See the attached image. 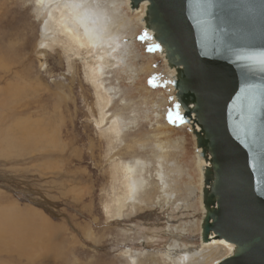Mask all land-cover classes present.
I'll return each mask as SVG.
<instances>
[{"label": "rangeland", "instance_id": "obj_1", "mask_svg": "<svg viewBox=\"0 0 264 264\" xmlns=\"http://www.w3.org/2000/svg\"><path fill=\"white\" fill-rule=\"evenodd\" d=\"M37 2L0 0V264H174L176 253L203 243L202 162L190 121L177 122L171 72L140 24L142 14L129 9V0L116 5L133 21L121 29L117 65L105 67L100 87L89 67L94 53L77 52L58 27L43 32L48 15L39 16ZM124 63L139 71L125 73ZM103 94L111 102L101 111ZM112 116L125 126L118 138ZM159 127H168L165 136ZM154 133L170 151L168 161L179 152L185 172L177 201L189 193L183 187L189 175L198 189L194 205L170 220L166 209L175 205L156 191L149 204L127 205L117 217L120 167L151 162L143 175L150 184L155 179ZM208 250L206 264L228 255L217 242ZM187 254L178 260L187 263Z\"/></svg>", "mask_w": 264, "mask_h": 264}, {"label": "water", "instance_id": "obj_2", "mask_svg": "<svg viewBox=\"0 0 264 264\" xmlns=\"http://www.w3.org/2000/svg\"><path fill=\"white\" fill-rule=\"evenodd\" d=\"M144 1L140 24L175 68L182 122L194 113L210 166L200 168L201 240L233 245L217 264H264V0H129V9Z\"/></svg>", "mask_w": 264, "mask_h": 264}, {"label": "bare ground", "instance_id": "obj_3", "mask_svg": "<svg viewBox=\"0 0 264 264\" xmlns=\"http://www.w3.org/2000/svg\"><path fill=\"white\" fill-rule=\"evenodd\" d=\"M37 1H38L37 11L39 16L42 14L43 11H46V14L48 15V21L44 22L42 28L43 32L48 31L50 28L58 27V33L65 36L74 45V48L76 49L77 52L80 50H85L87 55L91 54L92 52L94 53L93 58H91V63L89 64V67L91 70L92 77L96 79L98 86L101 87L103 84H101L100 82L101 78L99 77L105 74L104 73L105 67L108 64H113V62L115 63L114 65H117L116 64L117 60H115L116 56H114V52L116 51V48L118 46L117 39H120L123 36V34L121 33L122 32L121 29L128 26L130 21H133L132 19L130 20L129 18L123 16L121 14V11H118L116 5L121 3L122 0H37ZM147 5H148L147 1L142 2L138 7V9L136 10L137 13H139V15L140 14L143 15L146 9L145 6ZM146 33L149 35V37H151V39L154 41V44L156 45L157 42H155V40L152 38L153 32L146 31ZM157 46L159 45L157 44L156 47ZM157 48L159 49V53L161 50L160 56H162L161 58H163L167 70L171 72V81H172V77L176 74L175 68L169 69L167 67L163 50L161 49L160 46ZM128 55L131 56V53H128ZM131 63L132 61H130V64ZM124 64L123 66H125L126 69L125 73L129 75L133 76L139 71L137 70V68L133 67L130 64L127 65L126 63ZM132 78L134 79L135 77ZM170 87L174 93L173 94L174 101L175 103H177V99L175 97L176 90L172 86V82ZM97 89L99 88L97 87ZM2 91L3 89L1 88L0 95H2L3 93ZM108 95L103 94L102 96H100L101 97L100 99H102V102L100 104L101 111L102 110L104 111V109H106L110 105L111 99L109 100L107 98ZM155 104H158V102H156ZM176 109H177L176 111L178 118L177 122L179 125L183 126V124L188 123V121H190L191 123V126L187 128V130L194 141L196 162L197 164H200V162H202V165L199 166V172H200L199 195L202 201V209H203L202 219H203L205 215V209L203 206V194H202L203 182H202V176H201L202 173L200 168L205 164V162L199 157V153L201 151L199 148H197L195 138L192 135V130L193 129L199 130V127L197 126L198 125L197 123L196 124L194 123V119H195L194 113H190V117H188L187 121L182 122V114L186 111V109L181 108L178 105H176ZM117 118L118 116H114L112 118L114 122V124H112L113 125L112 132H114L118 138L121 134L124 133L123 130L125 126L121 124L120 120L117 121ZM103 119L105 118L102 115L101 122H103ZM159 128L161 134L162 133L164 134L166 132V129H168V127H166V129H164L163 127L162 128L159 127ZM160 133L159 134L154 133L152 135L153 140H155L153 145L156 148V152H154V155L152 156V162L156 163L157 166H156V170H154L155 179L151 184L149 182L150 179L149 176L145 177V175H143L144 170H146L147 168L145 165L151 162L148 161L143 162L140 159H134L132 160L134 165L126 163L120 167L121 176L124 184V191L122 194L123 197L120 198L118 201V209L116 210L117 217L123 216L122 215L123 208L127 205L136 208V206H139L141 204H149L150 201L155 197L156 191H159L160 197H164L166 199L165 202L166 205H175L176 209L174 210L169 207L168 209H166L167 210L166 215L168 219L171 220L174 216L180 218L184 216V213L183 214L181 213L182 210L188 212L192 209L194 202L196 200V191L198 190L197 188L195 189L196 183L193 180L194 184H191V179H188L191 178V176L186 174L188 176L187 177L188 182H185L183 187H185L184 189H186V191H189V193L185 194V196L180 195L181 199L180 201H177L176 195L174 194L178 186L177 180L179 177L184 176L185 171H182L183 167L181 168L180 163L177 161L179 152H175V157L169 159L170 162L168 161V158L170 156V151L166 146L162 144V142L161 143L159 142L160 140L158 141ZM207 158L209 161L211 160L210 154H207ZM205 166L210 168L208 162L203 167ZM149 186H151L152 189L150 192H147V188ZM151 194H154V196ZM107 209L108 208H106V210ZM201 222L199 229L200 239H201ZM216 242L220 243V245L226 250V252L228 250L227 252L228 255L226 257L232 254L234 248L231 243L223 239H216L213 235H211V238L208 242H203L200 247L198 248L196 247L191 250L184 248L182 252L176 253L171 258V261L174 264H206L209 261V259L213 256V252L209 251L208 249L210 245H213ZM183 252L189 253L185 256L187 263H185L183 258H180L178 260V257L182 256L181 253ZM178 261H180V263ZM214 263L217 264L216 262Z\"/></svg>", "mask_w": 264, "mask_h": 264}, {"label": "snow or ice", "instance_id": "obj_4", "mask_svg": "<svg viewBox=\"0 0 264 264\" xmlns=\"http://www.w3.org/2000/svg\"><path fill=\"white\" fill-rule=\"evenodd\" d=\"M157 47H159V46H157Z\"/></svg>", "mask_w": 264, "mask_h": 264}]
</instances>
